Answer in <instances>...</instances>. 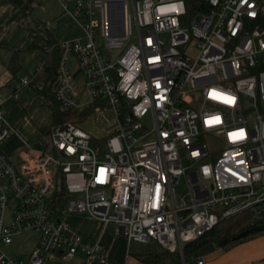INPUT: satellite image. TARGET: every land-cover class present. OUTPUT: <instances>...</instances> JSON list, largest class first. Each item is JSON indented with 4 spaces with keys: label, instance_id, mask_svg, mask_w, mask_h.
I'll return each instance as SVG.
<instances>
[{
    "label": "built area",
    "instance_id": "built-area-1",
    "mask_svg": "<svg viewBox=\"0 0 264 264\" xmlns=\"http://www.w3.org/2000/svg\"><path fill=\"white\" fill-rule=\"evenodd\" d=\"M58 1L82 37L59 43L52 95L83 119L33 143L17 136L15 165L2 152L16 133L0 99V246L36 235L23 260L0 253V264H43V253L108 264L98 239L82 243L55 217L58 198L62 214L111 226L127 246L170 253L240 214L263 224L264 0H197L191 14L185 0ZM38 71L18 82L13 100Z\"/></svg>",
    "mask_w": 264,
    "mask_h": 264
},
{
    "label": "crops",
    "instance_id": "crops-1",
    "mask_svg": "<svg viewBox=\"0 0 264 264\" xmlns=\"http://www.w3.org/2000/svg\"><path fill=\"white\" fill-rule=\"evenodd\" d=\"M29 20L34 22L35 30L45 31L56 43L82 37L81 29L66 15L58 0H35L24 19L20 17V7L12 0H0V99L3 100L1 107L5 112L6 120L12 124L16 133V136L3 144L2 152L15 165L19 163L18 153L22 148L19 138L24 141H32L42 129V127H36L32 128V132H24L23 127L16 124L17 117L22 109H25L20 96L23 91L16 100L11 98V92L15 89L12 81L18 67L16 54L31 51L37 54L36 56L42 62L41 51L28 48L32 42L37 46L43 45L41 40L33 41L29 35ZM41 71L36 73L34 81L39 78ZM40 79L43 80V77ZM40 100L44 104L41 97ZM63 206V200L58 198L55 201V217L75 232L82 243L98 239L102 255L108 264H140L127 254L128 249L133 245L127 246L123 238L115 237L111 226L102 230L98 221L87 216L62 214ZM199 260L203 264H264V236L256 237L228 250H215ZM67 261L69 264H79L81 257L76 256ZM89 264L98 263L91 262Z\"/></svg>",
    "mask_w": 264,
    "mask_h": 264
},
{
    "label": "trees",
    "instance_id": "trees-1",
    "mask_svg": "<svg viewBox=\"0 0 264 264\" xmlns=\"http://www.w3.org/2000/svg\"><path fill=\"white\" fill-rule=\"evenodd\" d=\"M12 2L20 7V17L24 19L35 0H12ZM196 2L197 0H185V7L189 14L196 10L192 6ZM29 35L33 41L38 39L43 42L42 46H37L32 42L28 48L29 50L39 49L42 53L43 81L42 86L35 88V91L41 95L49 108L52 124L79 122L83 117L73 112H62L52 95V85L59 61V43L53 41L50 35L43 30L29 31ZM260 236H264L263 224L251 225L249 215L245 213L219 222L203 236L183 245L181 254L170 253L155 244L133 245L134 247H130L127 254L140 264H192L215 250H228ZM138 246L141 248H135Z\"/></svg>",
    "mask_w": 264,
    "mask_h": 264
},
{
    "label": "rangeland",
    "instance_id": "rangeland-1",
    "mask_svg": "<svg viewBox=\"0 0 264 264\" xmlns=\"http://www.w3.org/2000/svg\"><path fill=\"white\" fill-rule=\"evenodd\" d=\"M28 29L30 31L35 30V24L31 20L28 21ZM36 55L37 54H34L31 51L20 52L16 54L15 57L17 59L16 61L18 62V67L16 68V71L14 73V79L12 81V84L14 86L13 88L17 87V84L21 79L28 78L37 70L40 71L42 62ZM67 63L69 70L73 71L75 69L73 58L70 57ZM40 77H42V71L39 73V78L34 81V84H31L28 87H26L23 90V93L20 95L22 104L25 107V109H22L19 117H17L16 124L18 123L19 125H21L23 127L24 132H32V128L42 127V129L38 132V134L44 136L46 131L55 124H52L49 108L45 103L43 104L41 102L40 100L41 95L37 94L35 91L36 87L40 88L42 86L43 80L40 79ZM75 81H76V85L80 87V83H81L80 76H77ZM41 99L43 98L41 97ZM83 127L85 131L93 137H97L100 135L99 130L96 129L91 124V122L86 123ZM34 140L26 141V142L33 143ZM12 206H13V200L11 196H9L7 198L5 213L3 217L4 222H8L11 214ZM263 226H264V221H263ZM35 242H36V235L31 232H25L20 235L14 236L11 239V243L8 246H0V253L12 258L23 260V257L29 254L35 248ZM135 248H141V247L138 246ZM42 256L44 258L43 264H69L67 260L56 258L54 256H51L50 254L43 253Z\"/></svg>",
    "mask_w": 264,
    "mask_h": 264
},
{
    "label": "snow or ice",
    "instance_id": "snow-or-ice-1",
    "mask_svg": "<svg viewBox=\"0 0 264 264\" xmlns=\"http://www.w3.org/2000/svg\"><path fill=\"white\" fill-rule=\"evenodd\" d=\"M212 97L214 99H222L225 103H229V104L234 103V98L227 97V96H222L221 94L216 93V92H213L212 93ZM207 123L209 125H211V124H217V123H220V119H219V117H216V118H214L212 120L207 121ZM231 138L234 141L235 140H239V139H243L244 138V133H243V131L234 133ZM103 180H104V176H103V170H102V173H101V176H100V182H103Z\"/></svg>",
    "mask_w": 264,
    "mask_h": 264
}]
</instances>
